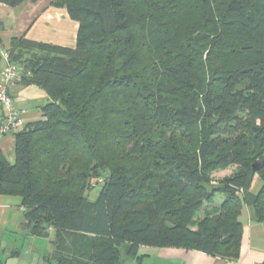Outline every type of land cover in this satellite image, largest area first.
I'll return each mask as SVG.
<instances>
[{"label":"trees","instance_id":"trees-1","mask_svg":"<svg viewBox=\"0 0 264 264\" xmlns=\"http://www.w3.org/2000/svg\"><path fill=\"white\" fill-rule=\"evenodd\" d=\"M27 1L40 0L0 4ZM50 6L79 24L75 47L22 36L0 53L50 100L13 133L15 163L0 151V196L21 199L22 229L53 231L57 264H124L143 247L237 262L244 205L264 224V0Z\"/></svg>","mask_w":264,"mask_h":264},{"label":"crops","instance_id":"crops-1","mask_svg":"<svg viewBox=\"0 0 264 264\" xmlns=\"http://www.w3.org/2000/svg\"><path fill=\"white\" fill-rule=\"evenodd\" d=\"M44 1L40 0L38 3L27 1L16 8L0 4V20L3 24L1 39L4 45L2 46L4 47L2 51H6L9 48L10 41L13 38L22 36H26L28 40L38 43L54 44L63 48L75 47L79 24L68 16L65 9L57 10L53 6L49 9L43 3ZM6 21L12 24H7ZM4 69L5 62L0 58V83L2 82L1 77ZM9 90L15 102V108L19 112H24V125L43 120L42 108L50 101L45 90L35 85L25 86L20 81L11 84ZM14 146L15 137L13 134L0 139V151L5 154L7 160L12 164L16 161ZM253 185L251 193L257 194L262 187L259 177L256 178ZM20 205L21 199L19 197L0 196L1 251H8L9 248L19 243L15 239L16 234L20 235L23 232L26 240L29 238L34 241L38 238L29 236L28 231H17L22 228L24 220L22 214L18 213H22ZM239 220L243 224V239L241 243V257L237 262L212 257L204 252L171 247H143L138 256V258L140 257L139 261H144L145 257L151 258L156 254L162 262L154 263L153 261L151 264H264V224L258 223L254 219V211L250 204L244 205ZM51 234L53 235V231ZM143 249H146L147 252L142 254ZM4 256L0 259L2 264H21L19 257L14 256L9 258ZM5 259L7 263H5Z\"/></svg>","mask_w":264,"mask_h":264},{"label":"rangeland","instance_id":"rangeland-1","mask_svg":"<svg viewBox=\"0 0 264 264\" xmlns=\"http://www.w3.org/2000/svg\"><path fill=\"white\" fill-rule=\"evenodd\" d=\"M51 1L52 0H45L43 3L45 4L46 7H48L50 9ZM26 22H27V19H26ZM6 23L10 24V25L12 24L11 22H8V21H6ZM10 25H6V26H10ZM3 49H4V47L1 46L0 51ZM234 170H235V167L230 168L228 170H224V171L218 173L217 175L215 174V180H221L224 177H229V176L233 175L232 173L234 172ZM95 185H96V181H93L92 186L94 187ZM101 188H102V186L97 185L94 188V190L90 193L91 204H92V202H94V200L100 194ZM254 192H255V188H254ZM222 200H223V198L221 196H217L216 201L218 203L221 202ZM203 212L204 211L200 212V214L198 215L199 218L203 216ZM18 213L22 214L20 212H18ZM17 231H25V230L20 228V230L18 229ZM53 237H54V234L53 235L51 234L49 238L38 237L37 239L32 241L29 238H28V240H26V238H24L23 232L20 233V235L16 234L15 239H17L16 241H18L19 243L16 244V246H14V247L9 248L8 251H6L7 254H4V255L6 257L11 256L9 253L14 252L16 250V251H18L19 255L15 256V257L20 258L21 264H57L55 259L53 258V255L55 253L54 247H53ZM146 252H147L146 249H143L142 254L146 253ZM155 252H157V251H155ZM4 255H2V258ZM124 261H125L124 264H151L153 261H154V263L155 262H158V263L162 262V260L160 258H158V256L156 254L154 256H152L151 258L145 257L144 261H139L138 258H132L131 259V258H126V257L124 258ZM5 263H7V261ZM158 263H156V264H158ZM160 264H162V263H160Z\"/></svg>","mask_w":264,"mask_h":264},{"label":"built area","instance_id":"built-area-1","mask_svg":"<svg viewBox=\"0 0 264 264\" xmlns=\"http://www.w3.org/2000/svg\"><path fill=\"white\" fill-rule=\"evenodd\" d=\"M5 69L0 83V139L24 128L23 111L15 108V102L10 94L9 86L19 81L20 68L10 62V55L2 53Z\"/></svg>","mask_w":264,"mask_h":264},{"label":"water","instance_id":"water-1","mask_svg":"<svg viewBox=\"0 0 264 264\" xmlns=\"http://www.w3.org/2000/svg\"><path fill=\"white\" fill-rule=\"evenodd\" d=\"M263 164H264V162L257 163V165H255V166L253 167V170H254V171L259 170Z\"/></svg>","mask_w":264,"mask_h":264}]
</instances>
